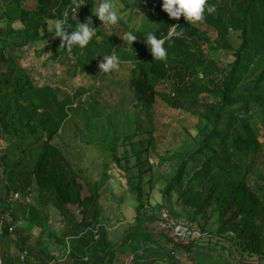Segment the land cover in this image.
<instances>
[{
	"label": "trees",
	"instance_id": "obj_1",
	"mask_svg": "<svg viewBox=\"0 0 264 264\" xmlns=\"http://www.w3.org/2000/svg\"><path fill=\"white\" fill-rule=\"evenodd\" d=\"M35 2L28 9L25 0H0V221L7 215L14 224L0 228L1 263L49 264L59 261L55 253L61 252L72 264H181L178 255L188 254L197 264H264V0H206L215 11H205L195 25L183 15L170 18L162 0H128L124 9L130 7V13L145 11V22L137 27L127 25L132 15L120 20L138 36L132 47L105 33L94 16L93 26L100 28L84 49L62 47L60 38L51 41L52 57L65 54L72 62L60 83L81 74L99 83L87 88L88 121L100 117L92 114L96 109L134 112L126 133L114 132L111 146L113 163L129 174L126 183L136 203L133 224L117 242L98 204L109 164H101L102 182L91 183L63 145L66 125L81 109L73 102L85 89L62 95L59 84H39L15 54L49 33L46 24L53 15L66 16L73 25L84 22L96 0H83L76 13L70 11L71 0ZM145 30L164 38L166 60L152 58L142 41ZM230 33L238 34V46ZM113 51L121 63H131V76L107 87L110 72H100L97 62ZM102 96H110L112 105L100 107ZM167 108L184 118H177L178 127L165 137L168 124L161 121ZM121 112L107 114L109 125L113 113ZM156 168L163 170L154 174ZM80 177L88 199L81 198ZM68 204L90 206L91 217L76 221ZM52 208L64 224L59 235L47 226ZM161 209L188 229L197 223L200 236L176 242L161 232ZM209 225H216L215 232ZM44 235L49 243H41Z\"/></svg>",
	"mask_w": 264,
	"mask_h": 264
},
{
	"label": "rangeland",
	"instance_id": "obj_2",
	"mask_svg": "<svg viewBox=\"0 0 264 264\" xmlns=\"http://www.w3.org/2000/svg\"><path fill=\"white\" fill-rule=\"evenodd\" d=\"M113 3L117 6L118 14L121 16V21L126 22L128 16H131V21L127 23L129 27H137L140 23L145 22V11L143 14L136 15V13H130V7L124 9L127 5H130L128 0H113ZM24 7L28 9H34L36 7L35 0H25ZM127 10V11H126ZM57 19L55 15L52 16L51 19H48L47 26L49 33L43 38L38 39L33 42H30L26 47L19 48L15 50V54L19 60V66L28 73L33 74V77L36 78V82L39 84L50 83L51 85L57 86L58 84L62 87L61 94L64 95L67 92H71L73 89H85L80 94H77L76 99L73 102V106H80L81 109L77 110L76 115L73 120L68 121V125H66L67 132L63 138V145L66 148H71L72 154L69 153V157L71 162L75 167H80L83 170V177L84 179H88L89 182H102V162L106 161L109 164L107 170V181L102 183L99 190V207H101L102 216L106 217L109 221L107 223V231L109 232L110 237L115 241H119L121 236L124 232V229L129 225L133 224L132 219L135 213V200L133 197L132 191L128 188L127 185V177L129 174L123 168H118L113 163L111 156L112 150L111 146L113 141L114 132L118 136L121 133H126L127 122L132 119L133 111L126 110L125 108H115L110 110L104 109L101 110H93L92 114L100 115L97 120L88 121L87 120V113L89 114L90 111V101L92 98L90 97V90L87 88H92L93 86L98 87L99 83L97 80L88 77L86 74L78 75L77 77L73 78L72 80H67L65 84L60 83V80L65 76V71L68 68V60H66L65 54L60 55L57 58H53L52 54L53 51L49 48L51 41L58 40L59 37H53L50 33V27L54 20ZM15 27H18V23L14 24ZM105 33L112 34L120 43H123V37L127 33V28L121 25L120 21L116 25H104ZM230 40L232 44L236 47L240 43V39L237 33H230ZM71 53L69 52V56ZM220 53H212L210 56L213 58H218ZM223 57V56H222ZM224 59L228 60L227 58L223 57ZM97 62V67L99 61ZM72 62L70 61L69 64ZM131 63L130 62H123L120 63L119 68L110 72L107 87L114 84L117 81H124L129 79L131 76L130 73ZM38 78V79H37ZM113 80V81H112ZM69 85V87H68ZM67 86V88H64ZM164 88H167L163 85H159L157 89L162 92H166ZM108 88L103 89V94L108 92ZM109 95V92H108ZM107 95V96H108ZM110 97V96H109ZM102 96V98H98V102L100 107H103L104 103L112 105L111 98ZM121 105V104H119ZM82 110V111H81ZM161 110V109H159ZM110 111H125L121 113H113L111 121V125L108 122V115ZM86 112V114L84 113ZM132 112V113H131ZM164 113L163 121H161L162 125L168 124L167 128H165L164 135L168 137L170 128H177L178 125L176 124L175 120L177 118H184L183 115L176 112L173 109H164L162 110ZM86 116V117H85ZM110 117V115H109ZM191 120V118H190ZM164 126V127H165ZM131 130V129H130ZM92 139H89V137ZM87 140H90L88 143ZM119 156L122 154V147L119 145ZM106 153V154H103ZM144 154L143 157H145ZM81 156V157H80ZM145 162V169L148 167V163ZM163 168H156L154 169L153 173L162 172ZM131 172H137V170L133 169ZM152 173L148 171L144 173L145 178H149ZM79 182L82 184L81 190V198L88 199L90 193L88 186L83 182V179L77 178ZM68 210L74 216L75 220L81 222L85 217H91L90 213L92 212V208L85 205L80 204H68ZM161 213V210H158ZM4 219L0 221V228L1 229H11L13 227V223L10 221L9 216L4 215ZM60 215L58 211L54 208L50 211V216L47 221L48 228L55 232L56 234H60L64 229V224L60 219ZM26 225V224H21ZM162 223H160V226ZM211 231L215 232L216 225H209ZM191 232L190 236L198 238L200 235V228L197 227V223H194L189 229ZM198 234H196V233ZM199 235V236H198ZM204 236V235H203ZM187 237H185L186 239ZM69 240V239H68ZM50 239H47L46 235L43 236V240L41 243H49ZM68 243V242H67ZM140 254L142 252L138 251ZM55 256L59 261H51L49 264H72L70 260L67 258L66 254L60 252H56ZM154 256V255H153ZM181 264H197L195 263V259L193 258L192 254L188 255H181L179 256ZM215 258H218V255H215ZM130 257L128 258V260ZM219 259V258H218ZM1 260V258H0ZM156 264H166L165 262L159 261Z\"/></svg>",
	"mask_w": 264,
	"mask_h": 264
},
{
	"label": "clouds",
	"instance_id": "obj_3",
	"mask_svg": "<svg viewBox=\"0 0 264 264\" xmlns=\"http://www.w3.org/2000/svg\"><path fill=\"white\" fill-rule=\"evenodd\" d=\"M82 4L85 3L78 5L79 8ZM92 5L91 15L86 17L84 22L78 20V23L73 25L66 16L54 20L50 27V33L53 37L60 38L62 47L66 46L70 50L74 46L80 49L88 46L89 42L96 36V30L100 28L93 26V16L102 22V26L116 25L121 20L113 0H96ZM160 7L170 18L179 19L183 15L184 20L193 25L204 20L205 11L209 14L215 11V5L207 4L206 0H162ZM69 29H71L70 32ZM171 34L172 31L167 34V37H170ZM181 34L182 30L176 32L177 36ZM137 38L138 36L135 33L127 32L123 40H126L128 46L132 47V42ZM142 41L147 46L153 59L162 61L167 59L168 51L164 47L163 37L158 38L154 31L145 30ZM102 57L103 59L98 63L100 72L109 73L119 68L121 57L116 51Z\"/></svg>",
	"mask_w": 264,
	"mask_h": 264
},
{
	"label": "built area",
	"instance_id": "obj_4",
	"mask_svg": "<svg viewBox=\"0 0 264 264\" xmlns=\"http://www.w3.org/2000/svg\"><path fill=\"white\" fill-rule=\"evenodd\" d=\"M72 3L70 5V11L72 13H76L79 9V6L81 3H84L83 0H71ZM84 5V4H82ZM81 5V6H82ZM80 6V7H81ZM67 13V10L65 11V15ZM36 79V78H35ZM38 79V78H37ZM14 198H18V194H15L14 195ZM30 201V195L28 194L26 197H25V202H29ZM161 218L163 219V222H162V225L160 226V228H167V229H170L172 231V233L179 239V240H184L185 237H187V234H190L191 235V232L190 230L185 227L183 224L181 223H177L175 219H173L169 212L166 210V209H162L161 211ZM196 233V232H195ZM198 234V233H196ZM200 235V234H199ZM198 235V236H199ZM192 238H195L193 236H191ZM0 264L1 263V260H0Z\"/></svg>",
	"mask_w": 264,
	"mask_h": 264
},
{
	"label": "water",
	"instance_id": "obj_5",
	"mask_svg": "<svg viewBox=\"0 0 264 264\" xmlns=\"http://www.w3.org/2000/svg\"><path fill=\"white\" fill-rule=\"evenodd\" d=\"M161 232L166 233L167 235H169L170 237H172L176 242H181V240H179L170 229L167 228H160Z\"/></svg>",
	"mask_w": 264,
	"mask_h": 264
}]
</instances>
